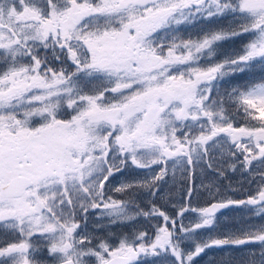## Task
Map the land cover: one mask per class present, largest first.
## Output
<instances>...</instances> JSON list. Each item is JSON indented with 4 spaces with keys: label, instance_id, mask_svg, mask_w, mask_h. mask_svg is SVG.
<instances>
[{
    "label": "snow or ice",
    "instance_id": "1",
    "mask_svg": "<svg viewBox=\"0 0 264 264\" xmlns=\"http://www.w3.org/2000/svg\"><path fill=\"white\" fill-rule=\"evenodd\" d=\"M0 264H264V0H0Z\"/></svg>",
    "mask_w": 264,
    "mask_h": 264
},
{
    "label": "rangeland",
    "instance_id": "2",
    "mask_svg": "<svg viewBox=\"0 0 264 264\" xmlns=\"http://www.w3.org/2000/svg\"><path fill=\"white\" fill-rule=\"evenodd\" d=\"M168 191H173V186H170ZM181 194H182V189L180 188V186L179 185L174 186V196H175V198L178 199Z\"/></svg>",
    "mask_w": 264,
    "mask_h": 264
},
{
    "label": "trees",
    "instance_id": "3",
    "mask_svg": "<svg viewBox=\"0 0 264 264\" xmlns=\"http://www.w3.org/2000/svg\"><path fill=\"white\" fill-rule=\"evenodd\" d=\"M229 47H239L240 45L239 44H236V45H228Z\"/></svg>",
    "mask_w": 264,
    "mask_h": 264
},
{
    "label": "flooded vegetation",
    "instance_id": "4",
    "mask_svg": "<svg viewBox=\"0 0 264 264\" xmlns=\"http://www.w3.org/2000/svg\"><path fill=\"white\" fill-rule=\"evenodd\" d=\"M202 202V201H201Z\"/></svg>",
    "mask_w": 264,
    "mask_h": 264
}]
</instances>
